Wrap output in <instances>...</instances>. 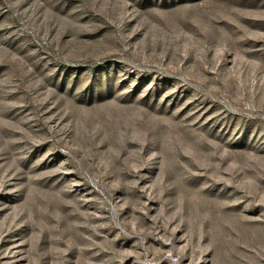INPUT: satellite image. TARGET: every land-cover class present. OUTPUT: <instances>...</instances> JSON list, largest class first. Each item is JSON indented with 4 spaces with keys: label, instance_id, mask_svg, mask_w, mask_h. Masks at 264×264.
<instances>
[{
    "label": "rangeland",
    "instance_id": "obj_1",
    "mask_svg": "<svg viewBox=\"0 0 264 264\" xmlns=\"http://www.w3.org/2000/svg\"><path fill=\"white\" fill-rule=\"evenodd\" d=\"M0 264H264V0H0Z\"/></svg>",
    "mask_w": 264,
    "mask_h": 264
}]
</instances>
